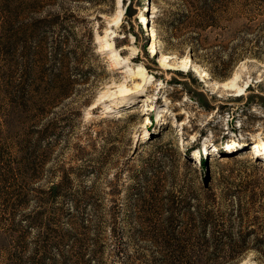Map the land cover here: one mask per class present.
<instances>
[{"label": "rangeland", "instance_id": "1", "mask_svg": "<svg viewBox=\"0 0 264 264\" xmlns=\"http://www.w3.org/2000/svg\"><path fill=\"white\" fill-rule=\"evenodd\" d=\"M175 3L179 2L122 0L118 25L116 0H27L19 7L17 37L31 51V94L37 106L30 113L33 124L24 129H19L17 118L10 129L0 125V173L3 166L10 167L5 191H0V264H9L7 257L17 247L11 221L24 235L17 252L25 259L47 239L54 264H65L62 255L77 264L78 257L92 253L96 239L105 244L104 254L110 253L115 225L123 229L125 240L136 238V230H146L148 224L144 209L163 206L168 202L164 196L183 183H204L210 177L216 181L242 169L264 178V149L254 146L264 140V67L244 57L227 76L212 75L222 80L237 71L230 86L213 87L207 76L196 73L198 65L207 69L205 64L187 44L168 36ZM144 14L157 51L150 48ZM51 19L52 25L46 21ZM245 21L240 17L230 28ZM100 44L107 47L98 50ZM113 49L120 53L117 61L110 56ZM160 51L170 66H162ZM4 64L0 56V67ZM181 64L185 69L175 68ZM137 69L151 77L145 90L135 85L143 86L142 77L134 75ZM135 87L139 88L133 99L120 100L123 91ZM101 94L107 96L103 102L98 101ZM145 118L147 128L142 127ZM34 123H52L50 140L44 162L25 171L17 164L14 142L34 133ZM233 140L237 145L228 143ZM205 158L208 164L203 168ZM32 175L42 179L29 180ZM50 176L54 181L68 176L70 188L50 199ZM20 193L27 195L21 205ZM89 197L101 200L102 220ZM22 215L40 216V223L29 227ZM144 243L139 234L135 249ZM244 260L264 264L253 252L235 264Z\"/></svg>", "mask_w": 264, "mask_h": 264}, {"label": "trees", "instance_id": "2", "mask_svg": "<svg viewBox=\"0 0 264 264\" xmlns=\"http://www.w3.org/2000/svg\"><path fill=\"white\" fill-rule=\"evenodd\" d=\"M25 2L27 0H0V56L5 61L0 67V101L3 105L0 109L3 123L0 122V125L4 124L6 129L13 126L14 118L22 124L19 129L33 124L30 113L37 106L31 94L34 84L31 78V51L17 37L16 22L22 9L19 7ZM177 2L170 12L168 36L187 44L191 54L204 63L213 76H227L244 57L264 61V0ZM260 15L262 19L257 20ZM240 17L246 21L231 29ZM46 21L50 25L54 23V19ZM213 30H217L214 35L211 34ZM219 37H222L223 43L219 42ZM18 52L21 53L19 58ZM37 109L40 110V107ZM34 124V133H27L22 139L16 137L14 142L19 152L17 164L25 171L35 169L37 161L44 162L50 140L52 123ZM207 164L208 159L205 158L200 166L206 168ZM2 168L0 191H5L10 167ZM28 179L38 182L42 178L32 175ZM52 179H49L47 189L52 193L50 199L60 189L70 188L68 176L60 181ZM139 188L137 186L138 193H142ZM17 196L20 205L26 202V193ZM164 199L168 202L163 206L144 209L148 213L146 230L140 227L135 232L137 239L140 234L145 241L138 246L139 249L134 246L136 238L130 236L129 240H125L123 229L115 225L111 227L110 253L104 254L105 244L99 238L92 253L86 258L78 257L77 264H235L249 252H253L257 261H264V178L242 169L223 175L216 181L210 177L204 183H183L170 190ZM87 201L99 212V220H102L101 200L89 197ZM39 217L22 215L29 227L37 226ZM112 218L116 219L114 216ZM103 224L97 227L98 232H102ZM11 225L10 232L17 247L7 257L9 264L55 263V258L48 255V245L51 244L47 239L42 245L37 243L26 259L19 254L17 251L22 247L24 235L15 228L17 224L14 221H11ZM62 258L63 263L70 264V256L62 255ZM46 259L49 261H44Z\"/></svg>", "mask_w": 264, "mask_h": 264}, {"label": "bare ground", "instance_id": "3", "mask_svg": "<svg viewBox=\"0 0 264 264\" xmlns=\"http://www.w3.org/2000/svg\"><path fill=\"white\" fill-rule=\"evenodd\" d=\"M121 1L122 0H116V5H115V8H116V10H117V13H116V17H115V19H114V23H116L117 25L119 24V22H120V16H121V13H122V9L121 8H123L122 6H121ZM143 18H145V19H143ZM143 18H141V19H143L144 20V28L145 29H147V31H148V33H149V35H150V48H151V50L153 51V50H156L157 51V47H156V38H155V35H154V32H153V30L151 29V27H149V21H147V19H148V17H147V15L146 14H144V16H143ZM98 36H100V35H98ZM102 38V37H101ZM100 38V39H101ZM104 47H107V46H103V44L101 45H99V48H98V50H101V49H103ZM111 55L110 56H113L115 59H116V61L119 59V55H120V53H118L117 52V50L115 49H113L111 52ZM134 56H136V55H134ZM159 58H160V60H161V63H162V66H164V67H168V66H170V65H167L165 62H164V58H165V55H163V52L162 51H160V53H159ZM134 59V58H133ZM252 60V59H251ZM255 62H257L260 66H262V67H264V61H260V60H258V59H256L255 60ZM181 66L182 67H175V68H179V69H185L184 68V66L181 64ZM195 68V67H194ZM196 69V73L198 74V75H200V76H207V78H209L210 79V82H211V84L213 85V87H228V86H230L232 83H233V81L235 80V79H237V77H238V72L236 71V72H234L233 73V75H231L230 77H228V78H224V79H222V80H218V79H216L215 77H213L212 76V74L206 69V68H204L203 66L201 67V66H197V68H195ZM144 72L143 71H141L140 69H137V71L136 72H134V75H135V77H139V76H141L142 77V83H143V86H141L142 84H139V83H137L136 82V84L135 85H138L139 87H135L134 89H132V88H127L125 91H123L122 93V95L121 96H123L122 98H120V100L122 99V101L123 102H125V101H128V100H130V99H133L132 97H133V92H134V90H137L138 88L139 89H141V90H145L146 89V86L148 85V83L151 81V77H149L148 78V75H144L143 74ZM129 89V90H128ZM121 90H123V88L122 89H120V91ZM239 90H242V88H239ZM125 95V96H124ZM107 98V96L105 95V94H101L100 96H99V98H98V101L99 102H103L105 99ZM124 99V100H123ZM95 106V105H94ZM93 107V106H92ZM157 118H158V120L160 121L162 118H161V113L160 112H158L157 113ZM160 116V117H159ZM147 123H148V118H145L144 119V122L142 123V127L144 128H147ZM231 142H234L235 143V145H237L236 144V140H233V141H230V142H228V143H231ZM227 143V144H228ZM264 140H261V141H256V142H254V146H255V149H257L258 151L259 150H263L264 149ZM204 149H208V147L206 146ZM196 153V155L198 156V153L197 152H195ZM201 157V156H200ZM251 157H253V156H251ZM247 263V261L246 260H244V261H242L241 262V264H246ZM250 264H258V263H256L254 260L253 261H250Z\"/></svg>", "mask_w": 264, "mask_h": 264}]
</instances>
